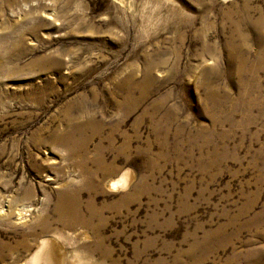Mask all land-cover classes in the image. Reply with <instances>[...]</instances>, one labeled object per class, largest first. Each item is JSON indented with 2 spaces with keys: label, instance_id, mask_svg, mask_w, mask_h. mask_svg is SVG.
Returning <instances> with one entry per match:
<instances>
[{
  "label": "rangeland",
  "instance_id": "rangeland-1",
  "mask_svg": "<svg viewBox=\"0 0 264 264\" xmlns=\"http://www.w3.org/2000/svg\"><path fill=\"white\" fill-rule=\"evenodd\" d=\"M47 238L59 264H264V0H0V264Z\"/></svg>",
  "mask_w": 264,
  "mask_h": 264
},
{
  "label": "bare ground",
  "instance_id": "bare-ground-1",
  "mask_svg": "<svg viewBox=\"0 0 264 264\" xmlns=\"http://www.w3.org/2000/svg\"><path fill=\"white\" fill-rule=\"evenodd\" d=\"M70 120L72 121V129L75 131V133L82 135L80 139V143H82L83 145L87 144L90 141V137L94 136L93 134L100 132V130L98 129V130L92 131L91 133L92 135L87 134L91 126L95 123L94 119H86L82 121V120H79L78 118H75V119H70ZM68 137L69 135L66 137V140L68 139ZM129 138H130L129 136H126L125 143H127V141L129 142ZM113 140L114 139H113V134H112L110 138V142H113ZM97 161L99 164L97 166V169L98 168L100 169L101 166L104 165V163L102 162V160H97ZM129 178H130V174L126 173L122 175V177L120 178L118 177L116 179H112V181L110 182L112 186H117L123 189V188L128 187V185L130 184ZM124 201H126V196H124ZM83 256L84 255H79L80 258ZM60 259H61V256L59 253L58 244L54 240H52V238H47L45 241H43L40 244L38 250L33 255L32 264H40V263L41 264H59Z\"/></svg>",
  "mask_w": 264,
  "mask_h": 264
}]
</instances>
